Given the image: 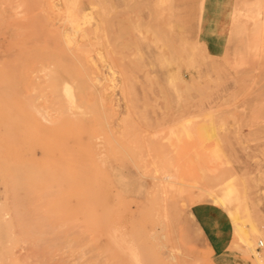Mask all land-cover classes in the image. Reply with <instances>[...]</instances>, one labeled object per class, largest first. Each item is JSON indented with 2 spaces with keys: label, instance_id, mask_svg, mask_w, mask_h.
I'll use <instances>...</instances> for the list:
<instances>
[{
  "label": "rangeland",
  "instance_id": "rangeland-1",
  "mask_svg": "<svg viewBox=\"0 0 264 264\" xmlns=\"http://www.w3.org/2000/svg\"><path fill=\"white\" fill-rule=\"evenodd\" d=\"M0 18V264H264V0H0Z\"/></svg>",
  "mask_w": 264,
  "mask_h": 264
},
{
  "label": "bare ground",
  "instance_id": "bare-ground-1",
  "mask_svg": "<svg viewBox=\"0 0 264 264\" xmlns=\"http://www.w3.org/2000/svg\"><path fill=\"white\" fill-rule=\"evenodd\" d=\"M72 7H74V5H73ZM72 7H71V8H72ZM29 8H30V7H29ZM39 8H40V7H39ZM53 8H54V7H53ZM77 8H78V7H77ZM90 8H91V7H90ZM24 9H25V8H24ZM26 9H27V8H26ZM33 9H35V8L33 7ZM36 9H37V8H36ZM40 9H41V8H40ZM54 9H55V8H54ZM57 9H59V8H57ZM57 9H56V10H57ZM88 9H89V8H88ZM88 9H87V10H88ZM38 10H39V9H38ZM41 10H42V9H41ZM48 10H49V9H48ZM50 10H51V9H50ZM68 10H69V9H68ZM70 10H71V9H70ZM72 10H73V9H72ZM78 10H80V9L78 8ZM24 11H25V10H24ZM30 11H32V10H30ZM35 11H37V10H35ZM43 11H44V10H43ZM45 11H46V10H45ZM54 11H55V10H54ZM16 12H17L16 14H18V11H16ZM20 12H21V11H20ZM20 12H19V13H20ZM41 12H42V11H41ZM41 12H40V13H41ZM49 12H50V11H49ZM56 12H57V11H56ZM69 12H72V11H69ZM73 12H74V11H73ZM80 12H81V14H80V13H79V14H80L81 17H85V16H86V12H87L86 9H81ZM2 13H3V12H2ZM14 13H15V11H14ZM24 13H25V12H24ZM27 13H28V12H27ZM27 13H26V14H27ZM31 13H32V12H31ZM33 13H35V12H33ZM38 13H39V12H38ZM42 13H43V12H42ZM42 13H41V14H42ZM52 13H54V12H52ZM52 13H50V14H52ZM87 13H89V11H88ZM20 14H21V13H20ZM36 14H37V13H36ZM44 14H45V13H44ZM70 14H71V16H69L68 18L72 17V13H70ZM77 14H78V13H77ZM12 15H13V13L11 14V17H12ZM27 15H29V13H28ZM31 15L33 16L34 14H31ZM52 15H54V14H52ZM90 15H91V12H90ZM2 16H3V15H2ZM4 16H5V15H4ZM6 16H7V15H6ZM22 16H23V15H22ZM45 16H46V14H45ZM80 16H79V18H80ZM8 17H10V16H7V19H8ZM18 17H19V16H18ZM20 17H21V16H20ZM20 17H19V19L22 18V17H21V18H20ZM26 17H28V16H26ZM26 17H24V18L26 19ZM87 17H88V15H87ZM103 17H104V16H103ZM5 18H6V17H5ZM14 18H15V17H14ZM34 18H35V17H34ZM49 18H50V17H49ZM49 18H47V19H49ZM51 18H52V17H51ZM54 18H55V17H54ZM54 18H53V19H54ZM79 18H78V19H79ZM9 19H10V18H9ZM9 19H8V20H9ZM47 19H46V20H47ZM72 19H73V18H72ZM72 19L70 18V20L73 22ZM0 20H2V19L0 18ZM5 20H6V19H5ZM8 20H6V23H7ZM15 20H16V19H15ZM22 20L25 21L23 18H22ZM42 20H43V19H42ZM46 20H45V21H46ZM51 20H52V19H51ZM70 20H69V21H70ZM96 20H97V19H96ZM99 20H100V18H99ZM11 21H12V20H11ZM11 21H8V22L10 23V25L13 23V22L11 23ZM13 21H14V19H13ZM17 21H18V20H16L15 23H16ZM19 21H20V20H19ZM34 21H35V20H34ZM34 21H33V24L36 23V22H34ZM48 21H49V20H48ZM71 21H70V24H71ZM80 21H81V20H80ZM80 21H79V22H80ZM1 22L4 23L3 21H1ZM43 22H44V21H43ZM77 22H78V21H77ZM2 23H1V24H2ZM53 23H54V22H53ZM53 23H52V24H53ZM44 24H45V23H44ZM80 24H81V22H80ZM96 24H97V23H96ZM5 25H6V24H5ZM5 25H4V27H5ZM7 25H8V23H7ZM37 25H38V24H37ZM46 25H47V24H46ZM46 25H45V26H46ZM56 25H57V24H56ZM93 25H94V24H93ZM72 26H73V25H72ZM76 26H77V25H76ZM88 26H89V25H88ZM98 26H99V25H98ZM95 27H96V26H95ZM95 27H94V28H95ZM0 28H1V27H0ZM10 28H11V27H10ZM35 28H36V27H35ZM50 28H51V27H50ZM81 28H82V27H81ZM89 28H91V27H88V30H89ZM96 28H98V27H96ZM18 29H19V28H16V30H18ZM32 29H33V27H32ZM38 29H39V28H38ZM43 29H44V28H43ZM47 29H49V28H47ZM52 29H53V28H52ZM70 29H71V28H70ZM72 29H73V27H72ZM77 29H78V28H77ZM84 29H85V27L82 28V31H83V32H82V38H85L86 35H88V33L86 32V30L84 31ZM2 30H3V29H2ZM8 30H9V29H7V30H5V31H8ZM13 30H15L14 27H13ZM23 30H24V29H22V31H23ZM40 30H41V29H40ZM40 30H39V31H40ZM45 30H46V29H45ZM57 30H58V29H57ZM57 30H54V31H57ZM79 30H80V29H79ZM11 31H12V30H11ZM24 31H25V30H24ZM24 31H23V32H24ZM26 31H27V30H26ZM26 31H25V33H26ZM34 31H35V29H34ZM39 31L36 32V33L38 34ZM43 31H44V30H43ZM61 31H62V30H61ZM89 31H90V30H89ZM93 31H95V30L93 29ZM96 31H97V29H96ZM96 31H95V32H96ZM0 32H1V31H0ZM17 32H18V31H17ZM32 32H33V31H32ZM44 32H45V31H44ZM47 32H48V31H46V33H47ZM49 32H50V31H49ZM64 32H65V31H64ZM71 32H72V31H71ZM73 32H74V31H73ZM75 32H78V30H75ZM79 32H81V30H80ZM25 33H22V32H21V34H23V35H24ZM28 33H29V32H28ZM69 33H70V32H69ZM3 34H5V33H3ZM7 34H8V32H7ZM18 34H20V33L18 32ZM21 34H20V36H21ZM34 34H35V33H34ZM42 34H43V33H41V35H39V36H42ZM44 34H45V33H44ZM58 34L60 35L59 32H58ZM61 34H62V33H61ZM73 34H74V33H73ZM73 34H72V35H73ZM16 35H17V34H16ZM67 35H68V34H67ZM69 35H70V34H69ZM69 35H68V36H69ZM74 35H75V34H74ZM90 35H91V34H90ZM3 36H4V35H3ZM17 36H19V35H17ZM48 36H49V34H48ZM60 36H61V35H60ZM60 36H59V37H60ZM70 36H71V35H70ZM80 36H81V35H80ZM15 37H16V36H15ZM34 37H35V35L31 38V39H33V41H35V40H34ZM36 37H38V35H37ZM62 37H63V36H62ZM66 37H67V36H66ZM71 37H72V36H71ZM78 37H79V36H78ZM5 38H6V37H5ZM20 38H21V37H20ZM40 38H41V37H40ZM43 38H45V35L43 36ZM64 38H65V37H64ZM75 38H76V37H75ZM75 38H73V39L70 38V39H69L71 42H73V49H71V50H72V53L75 52V54H73V56L75 57L77 53L79 54V55L77 54V55H78V56H77L78 58H79V57L81 58V56H82L81 60H79L80 58L78 59L79 64H80V67H82L83 69H87V67H88V62H87L88 54L85 53V52H82V51H81V49H83L84 46H82V44H80V42H79L80 37H79V40H78V38H77V39H75ZM6 39H7V38H6ZM66 39H67V38H66ZM17 40H18V38H17ZM45 40H46V39H45ZM60 40H61V39H60ZM7 41H8V44L11 43V42H9V39H7ZM12 41H13V40H12ZM26 41H27V40H26ZM31 41H32V40H31ZM49 41L51 42L50 38H49ZM49 41H47V43L50 45ZM63 41H64V40H63ZM14 42H16V40H15ZM28 42H29V41H28ZM28 42H27V44H28ZM40 42L43 43L42 40H41ZM61 42H62V41H61ZM64 42H65V41H64ZM85 42H86V39H85ZM12 43H13V42H12ZM12 43H11V44H12ZM29 43H33V42H29ZM34 43H35V42H34ZM59 43H60V42H59ZM62 43H63V42H62ZM35 44H36V43H35ZM48 44H47V45H48ZM53 44H54V43H53ZM60 44H61V43H60ZM66 44H67V42L65 43V45H66ZM71 44H72V43H71ZM83 44H84V43H83ZM87 44H88V43H87ZM0 45H1V44H0ZM32 45H33V44H32ZM40 45H41V44H40ZM49 45H48V46H49ZM61 45H63V44H61ZM67 45H68V44H67ZM23 46H24V45H23ZM23 46H22V47H23ZM25 46H26V45H25ZM25 46H24V49H25ZM29 46H30V45H29ZM35 46H37V45H35ZM35 46H34V47H35ZM38 46H39V45H38ZM51 46H52V45H50L49 48H52ZM68 46H69V45H68ZM0 47H1V46H0ZM46 47H47V46H46ZM1 48H2V50H3V47H1ZM1 48H0V49H1ZM30 48H31V46H30ZM39 48H40V47H39ZM55 48H56V47H55ZM63 48H64V47H63ZM14 49H15V48H14ZM33 49H34V48H33ZM36 49H37V48H36ZM36 49H34V50H36ZM64 49H65V48H64ZM88 49H89V48H88ZM5 50H6V49H5ZM5 50H4V51H5ZM7 50H8V49H7ZM17 50H21V49H18V47H17ZM22 50H23V49H22ZM26 50H27V49H26ZM26 50H24V51H26ZM29 50H30V49H29ZM40 50H41V49H40ZM40 50H39V51H40ZM53 50H54V51H57V53H58V51H59L60 49H59V50H55V49H53ZM53 50H52V49H49V51H48V52H50L49 55L52 54L51 51L53 52ZM65 50H67V49H65ZM65 50H64V51H65ZM89 50H90V49H89ZM8 51H9V50H8ZM15 51H16V49H15ZM24 51H23L22 53H24ZM42 51H43V50H42ZM42 51H41V52H42ZM67 51H68V50H67ZM9 52H10V51H9ZM16 52H17V51H16ZM34 52H35V51H34ZM44 52H45V51H44ZM65 52H66V51H65ZM17 53L19 54V52H17ZM36 53H38V52H36ZM70 53H71V51H70ZM70 53H69V55L71 56ZM3 54H4V53H3ZM7 54H8V53H7ZM20 54H21V53H20ZM24 54H25V53H24ZM53 54H54V52H53ZM91 54H92V53H91ZM13 55H15V54H13ZM29 55H30V54H29ZM29 55H28V57H29ZM32 55H33V54H32ZM32 55H31V57H32ZM37 55H39V54H37ZM45 55H46V54H45ZM57 55H58V54H57ZM57 55L54 54V56H57ZM3 56H5V55H3ZM10 56H11V55H10ZM15 56H16V55H15ZM25 56H26V54H25ZM33 56H34V55H33ZM17 57H18V56H17ZM26 57H27V56H26ZM40 57L42 58L41 55H40ZM58 57L60 58L59 55H58ZM77 57H76V58H77ZM1 58H3V57H1ZM1 58H0V59H1ZM12 58H13V57H12ZM12 58H11V59H12ZM15 58H16V57H15ZM32 58H34L33 60H35V57H32ZM71 58H72V57H71ZM6 59H7V58H6ZM6 59L4 58V61H5ZM8 59H9V57H8ZM18 59H19V58H18ZM24 59H25V58H24ZM24 59H23V60H24ZM36 59H37V58H36ZM30 60H32V59H30ZM33 60H32V61H33ZM59 60H60V59H59ZM0 61H2V59H1ZM19 61H20V60H19ZM35 61H36V60H35ZM57 61H58V60H56V62H57ZM71 61H72V59H71ZM9 62H10V61H9ZM22 62H23V61H22ZM22 62H21V63H22ZM25 62H26V61H25ZM46 62H47V61H46ZM48 62H49V60H48ZM53 62H54V61H53ZM53 62H52V64H53ZM59 62H60V61H59ZM61 62H62V61H61ZM61 62H60V63H61ZM15 63H16V62H15ZM71 63H72V62H71ZM73 63H75V62H73ZM8 64H9V63H8ZM18 64H19V63H18ZM23 64H25V63H22V65H23ZM46 64H47V63H46ZM91 64H92V63H91ZM22 65H20V66H22ZM31 65L33 66V63H32ZM31 65H30V66H31ZM42 65H43V64H42ZM53 65H55V63H54ZM62 65H63V63H62L61 65H59V66H62ZM66 65H67V64H66ZM56 66H57V65H56ZM64 66H65V65H64ZM93 66H94V68H95V64H94ZM4 67H6V66H4ZM51 67H52V66H51ZM65 67H67V66H65ZM65 67H64V68H65ZM78 67H79V66H78ZM78 67H76V68H78ZM0 68H1V67H0ZM16 68H17V67H15V69H16ZM19 68H20V67H19ZM24 68H25V67H24ZM58 68H60V67H58ZM82 68H81V70H82ZM6 69H7V67H6ZM10 69H11V68H10ZM20 69H21V68H20ZM32 69H33V68H32ZM38 69L41 71V70L43 69V67H42V69H40V68L38 67ZM45 69H46V68H45ZM52 69H53V68H52ZM68 69H69V68H68ZM79 69H80V68H78V70H79ZM95 69L97 70V68H95ZM8 70H9V69H8ZM8 70H7V71H8ZM11 70H14V69H11ZM16 70H17V69H16ZM29 70H31V69H29ZM34 70H36V69L34 68ZM34 70H33V71H34ZM53 70H55V69H53ZM59 70H60V69H59ZM63 70H64V69H63ZM18 71H19V70H18ZM18 71H16V72H18ZM57 71H58V70H57ZM61 71H62V70H61ZM65 71H66V73H67L66 68H65ZM68 71H69V70H68ZM79 71H80V70H79ZM85 71H87V70H85ZM9 72H10V71H9ZM14 72H15V70H14ZM16 72H15V73H16ZM31 72H32V71H31ZM50 72H51V71H50ZM52 72H53V71H52ZM58 72H59V71H58ZM62 72H63V71H62ZM87 72H88V71H87ZM10 73H12V71H11ZM18 73H19V72H18ZM39 73H40V72H39ZM39 73H38V74H39ZM43 73H44V72H42V74H43ZM47 73H48V72H47ZM59 73H60V72H59ZM70 73H71V72H70ZM76 73H78V72H76ZM12 74H13V73H12ZM31 74H32V73H31ZM31 74H29V76H30ZM35 74H36V73H35ZM35 74H33V75H35ZM38 74H37V75H38ZM54 74H55V73H54ZM63 74H64V72H63ZM68 74H69V73H68ZM15 75H16V74H15ZM33 75H32V76H33ZM78 75H79V74H78ZM80 75L82 76L81 72H80ZM80 75H79V76H80ZM83 75H84V74H83ZM18 76H19V75H18ZM42 76H44V75H42ZM50 76L52 77L53 75H50ZM65 76H66V75H65ZM68 76H69V75H68ZM85 76H86V75H85ZM91 76H92V75H91ZM48 77H49V76H47L46 78H48ZM70 77H71V76H70ZM86 77H88V76H86ZM12 78H13V76H12ZM19 78H20V77H19ZM23 78L25 79V77H23ZM28 78H29V77H28ZM34 78H35V76H34ZM38 78H39V76H38ZM59 78H60V77H59ZM59 78H58V79H59ZM66 78H67V77H66ZM16 79H17V78H16ZM49 79H50V77H49ZM56 79H57V78H56ZM69 79H70V78H69ZM71 79H74V78H71ZM78 79H79V78H78ZM81 79H82V77H81ZM83 79H84V78H83ZM99 79H100V78H99ZM14 80H15V79H14ZM59 80H60V79H59ZM74 80H75V79H74ZM76 80H77V79H76ZM12 81H13V79H12ZM15 81H16V80H15ZM15 81H14V82H15ZM21 81H23V80H21ZM30 81H31V79H30ZM38 81H40V80H38ZM38 81H37V79H36V82H38ZM45 81L47 82L46 79H45ZM64 81H65V80H64ZM67 81H68V80H67ZM72 81H73V80H72ZM78 81H80V80H78ZM17 82H18V81H17ZM17 82H16V83H17ZM26 82L29 83V81H26ZM40 82H42V81H40ZM50 82H51V81H50ZM60 82H61V81H60ZM73 82H74V81H73ZM76 82H77V81H76ZM81 82L83 83V81H80L79 84H80ZM21 83H22V82H21ZM28 83H27V84H28ZM31 83H32V82H31ZM31 83H30V85H31ZM51 83H52V82H51ZM17 84H18V83H17ZM17 84H16V85H17ZM24 84H25V83H24ZM69 84H70V82H69ZM75 84H76V83H75ZM12 85H13V84H12ZM34 85H36V83H35ZM45 85H47V84H45ZM52 85H54V84H52ZM64 85H65V84H64ZM80 85H81V84H80ZM19 86H20V85H19ZM36 86L39 87V85H36ZM41 86H42V88H43V85H41ZM61 86H62V85H61ZM14 87H16V86H14ZM20 87H21V86H20ZM33 87H35V86H33ZM33 87H32V88H33ZM56 87H58V86H56ZM56 87H53V90H54V88L56 89ZM63 87H65V86H62V88H63ZM16 88H17V87H16ZM16 88H15V89H16ZM24 88H25V86H24ZM27 88H28V87H27ZM39 88H40V87H39ZM48 88H49V87H48ZM51 88H52V87H51ZM57 89H59V90H57V91L62 90V89H60V88H57ZM10 90H12V89H10ZM29 90H30V89H29ZM97 90H98V89H97ZM103 90H104V89H103ZM18 91H19V90H17V92H18ZM21 91H22V90H21ZM30 91H31V90H30ZM34 91H35V90H34ZM44 91H45V90H44ZM44 91H43V92H44ZM0 92H1V90H0ZM37 92H38V91H37ZM49 92H51V91H49ZM52 92H53V91H52ZM55 92H56V91H55ZM60 92H61V91H60ZM60 92H59V93H60ZM66 92H67V91H66ZM100 92H101V91H100ZM10 93H12V92H10ZM28 93H29V92H28ZM31 93H32V92H31ZM35 93H36V92H35ZM81 93H82V92H81ZM98 93H99V92H98ZM1 94H2V93H1ZM7 94H8V93H7ZM13 94H14V93H13ZM13 94H12V96H13ZM16 94H17V93H16ZM20 94H21V93H20ZM38 94H41V96H42V93H38ZM43 94H44V93H43ZM45 94H46V93H45ZM49 94H50V93H49ZM51 94H54V93H51ZM71 94H73V93H71ZM96 94H97V93H96ZM2 95H3V94H2ZM2 95H0V97L3 98ZM4 95L6 96V94H4ZM14 95H15V94H14ZM18 95H19V93H18ZM59 95H60V94H59ZM15 96H16V95H15ZM29 96H30V95H29ZM36 96H37V95H36ZM39 96H40V95H39ZM43 96H45V95H43ZM50 96H51V95H50ZM81 96H82V95H81ZM98 96H99V95H98ZM16 97H17V96H16ZM18 97H19V96H18ZM23 97H25V96H23ZM62 97H63V96H61V98H62ZM78 97H79V96H78ZM83 97H84V96H83ZM19 98H20V97H19ZM44 98H45V97H44ZM44 98H43V100H44ZM56 98L59 100L58 96H57ZM3 99H5V98H3ZM21 99H22V98H21ZM37 99H38V97H37ZM41 99H42V98H41ZM83 99H85V98H82V101H83ZM22 100H23V99H22ZM27 100H28V99H27ZM39 100H40V99H39ZM60 100L63 102L62 99H60ZM32 101H33V100H32ZM40 101H41V100H40ZM44 101H45V100H44ZM47 101H48V99H47ZM47 101H46V102H47ZM49 101H50V99H49ZM55 101H56V100H55ZM79 101H80V100H78V102H79ZM82 101H81V102H82ZM73 102L75 103L76 101H73ZM100 102H101V101H100ZM102 102H103V101H102ZM24 103H25V100H24L23 104H24ZM39 103H40V102H39ZM44 103H45V102H44ZM56 103H57V101H56ZM68 103H69V102H68ZM35 104H36V103H35ZM57 104H59V103H57ZM61 104H62V103H61ZM101 104H102V103H101ZM65 105H66V104H65ZM102 105H103V104H102ZM25 106H26V105H25ZM25 106H24V107H25ZM37 106H38V105H37ZM58 106H60V105H58ZM75 106H76V105H75ZM28 107H30V106H28ZM33 107H34V106H33ZM55 107H56V106H55ZM62 107H63V106H62ZM65 107H67V105H66ZM65 107H64V108H65ZM77 107H78V106H77ZM26 108H27V107H26ZM26 108H25V109H26ZM46 108H47V107H46ZM57 108H58V107H57ZM57 108H56V109H57ZM59 108H60V107H59ZM74 108H75V107H74ZM80 108H82V107H80ZM30 109H31V107H30ZM42 109H43V107H42ZM26 110H27V109H26ZM34 110H35V109H34ZM58 110L60 111L61 109H58ZM58 110H57V111H58ZM71 110H72V109H71ZM77 110H78V109H77ZM32 111H33V110H32ZM35 111H36V110H35ZM39 111H40V110H39ZM39 111H37V112H39ZM59 111H58V112H59ZM73 111H74V109H73ZM22 112H23V111H22ZM24 112H25V111H24ZM40 112H41V111H40ZM44 112H45V111H44ZM55 112H56V110H55ZM58 112H57V113H58ZM60 112H62V110H61ZM79 112H81V110H80ZM27 113H28V112H27ZM41 113H42V112H41ZM39 114H40V113H39ZM45 114H47V113H45ZM58 114H59V113H58ZM73 114H75V112H74ZM41 115H42V114H41ZM47 115H48V114H47ZM54 115H55V114H54ZM75 115H76V114H75ZM77 115H78V114H77ZM55 116H56V115H55ZM40 117H41V116H40ZM43 117L46 118V116H43ZM49 117H50V116H49ZM36 118H37V117H36ZM47 120H48V119H47ZM47 122H48V121H47ZM49 122H50V121H49ZM9 126H10V125H9ZM8 130H9V129H8ZM256 252H257V251H256ZM257 255H258V254H257ZM260 260H261V259L259 258V261H260Z\"/></svg>",
  "mask_w": 264,
  "mask_h": 264
},
{
  "label": "built area",
  "instance_id": "built-area-1",
  "mask_svg": "<svg viewBox=\"0 0 264 264\" xmlns=\"http://www.w3.org/2000/svg\"><path fill=\"white\" fill-rule=\"evenodd\" d=\"M260 247H263V244L260 242Z\"/></svg>",
  "mask_w": 264,
  "mask_h": 264
}]
</instances>
